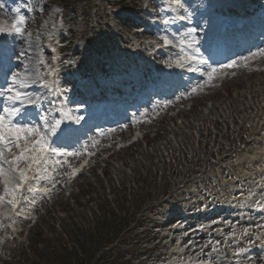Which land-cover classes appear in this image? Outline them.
<instances>
[{
  "label": "rangeland",
  "instance_id": "rangeland-1",
  "mask_svg": "<svg viewBox=\"0 0 264 264\" xmlns=\"http://www.w3.org/2000/svg\"><path fill=\"white\" fill-rule=\"evenodd\" d=\"M35 2L38 9L44 3V14H22L33 39L40 34L61 88L102 76L97 63L104 55L110 76H123L134 48L147 56L152 47L142 41L156 39L136 34L133 21L146 15L147 5L155 14V0ZM213 2L197 6L205 10ZM126 14L132 19L122 18ZM59 31L64 38L58 44ZM221 75L160 115L151 112L132 145L102 142L80 175L63 180L30 220H0V264H76L69 257L77 256L75 249L88 258L84 264H169L172 233L182 235L186 253L179 256L199 259L216 241L222 252L261 243L262 234L253 235L263 227L251 209L264 206V60ZM245 229L248 236H241Z\"/></svg>",
  "mask_w": 264,
  "mask_h": 264
},
{
  "label": "snow or ice",
  "instance_id": "snow-or-ice-1",
  "mask_svg": "<svg viewBox=\"0 0 264 264\" xmlns=\"http://www.w3.org/2000/svg\"><path fill=\"white\" fill-rule=\"evenodd\" d=\"M3 8L0 4V9ZM44 10L43 5L38 10L26 5L27 12L42 14ZM21 11L19 7L12 9L14 16L10 25L0 24V187L3 189L0 208H7L17 216L23 211V204L34 207L37 197L50 198L59 183L58 177L70 179L78 175L84 164L75 168L70 160L84 158L86 164L87 157L95 154L91 149L115 131L97 130L81 143V136L86 134L82 129L90 115L86 118L82 111L85 105L73 100L71 89L61 88L57 83V71L45 59L40 34H35L33 39L34 34L28 31V20ZM155 18L161 27L153 33L156 39L145 43L156 54L163 50L162 67L169 70V75L179 70L201 77L200 82L181 92L176 100L210 86L227 70L248 67L250 62L264 59V46H255V50L249 48L243 54L228 47L226 52L231 54H226L222 61L217 60L220 32L216 18L207 9L194 7L189 0H164ZM178 23L179 29L169 31ZM224 35L227 37L229 33ZM172 103V100L156 101L150 111L166 109ZM147 114L142 112L139 116ZM87 132H93V128L88 127ZM58 168L63 171L57 172ZM248 234L245 229L241 236ZM230 239L236 242L235 232L230 234ZM220 243L212 244L198 264H214L215 259L222 257ZM224 243L227 245L228 239ZM244 251L239 248L234 254Z\"/></svg>",
  "mask_w": 264,
  "mask_h": 264
},
{
  "label": "bare ground",
  "instance_id": "bare-ground-1",
  "mask_svg": "<svg viewBox=\"0 0 264 264\" xmlns=\"http://www.w3.org/2000/svg\"><path fill=\"white\" fill-rule=\"evenodd\" d=\"M9 15H11L12 17L14 16V14L13 13H11V12H9ZM222 52H225L224 53V55H229V53H227L226 51H223V50H221ZM139 53V52H138ZM139 55H141V54H139ZM142 58H144V56H142ZM144 62V61H143ZM154 68V67H153ZM133 71H135V73L136 74H138V76L134 79V82L135 83H138L139 81H140V75H142V73H145V72H143L144 70H142V68H141V66H140V64H138V65H136L134 68H133ZM151 72H155V70L154 69H152L151 70ZM151 74V73H150ZM146 75H148V73H146ZM180 75V74H179ZM179 75H174L173 76V78H171V80L173 81L174 79H178L179 77H181V76H179ZM177 76V77H176ZM175 77V78H174ZM107 79H108V77L104 80V82H106L107 81ZM94 86V85H93ZM92 86V87H93ZM97 85H95L94 87H96ZM91 90H92V88H91ZM89 93H92V91H89ZM83 133H85V129H84V131H82ZM52 163H55V161L53 160L52 161ZM24 205V204H23ZM22 205V208H23V211H21V213H27V210H29L30 209V207L27 209V206H23ZM0 211H1V209H0ZM9 210H7V211H5V213L6 212H8ZM17 211H20V209H17ZM15 216H13L11 213H10V222H13V220H12V218H14ZM188 264V263H187ZM191 264V263H190Z\"/></svg>",
  "mask_w": 264,
  "mask_h": 264
},
{
  "label": "trees",
  "instance_id": "trees-1",
  "mask_svg": "<svg viewBox=\"0 0 264 264\" xmlns=\"http://www.w3.org/2000/svg\"><path fill=\"white\" fill-rule=\"evenodd\" d=\"M77 252V256L73 255L72 253L69 255V257H76V264H84V262L88 261L82 253L78 252V250L75 249L73 253Z\"/></svg>",
  "mask_w": 264,
  "mask_h": 264
}]
</instances>
